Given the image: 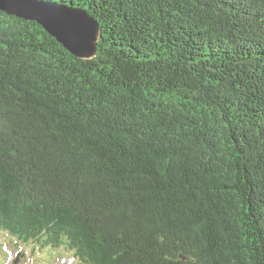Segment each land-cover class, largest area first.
Instances as JSON below:
<instances>
[{"label": "trees", "instance_id": "1", "mask_svg": "<svg viewBox=\"0 0 264 264\" xmlns=\"http://www.w3.org/2000/svg\"><path fill=\"white\" fill-rule=\"evenodd\" d=\"M38 1L98 44L0 10V228L82 264H264V0Z\"/></svg>", "mask_w": 264, "mask_h": 264}, {"label": "water", "instance_id": "2", "mask_svg": "<svg viewBox=\"0 0 264 264\" xmlns=\"http://www.w3.org/2000/svg\"><path fill=\"white\" fill-rule=\"evenodd\" d=\"M0 10L38 23L75 56L88 57L96 51L98 24L87 11L38 0H0Z\"/></svg>", "mask_w": 264, "mask_h": 264}, {"label": "rangeland", "instance_id": "3", "mask_svg": "<svg viewBox=\"0 0 264 264\" xmlns=\"http://www.w3.org/2000/svg\"><path fill=\"white\" fill-rule=\"evenodd\" d=\"M6 244L8 250H12V255L7 251ZM21 246L22 244H17L0 231V264L9 258L5 264H14L18 254L20 256L18 264H64L69 255V252L63 248L52 249L37 242L23 247V250Z\"/></svg>", "mask_w": 264, "mask_h": 264}]
</instances>
